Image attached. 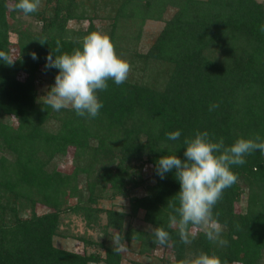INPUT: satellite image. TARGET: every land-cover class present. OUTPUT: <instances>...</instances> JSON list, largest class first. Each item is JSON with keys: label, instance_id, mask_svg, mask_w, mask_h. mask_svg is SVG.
<instances>
[{"label": "trees", "instance_id": "1", "mask_svg": "<svg viewBox=\"0 0 264 264\" xmlns=\"http://www.w3.org/2000/svg\"><path fill=\"white\" fill-rule=\"evenodd\" d=\"M15 2L0 0V51L14 59L11 65L0 60V264H119L120 253L103 240L94 242L104 251L99 258L55 247L52 238L60 213L78 214L88 226H98L101 208L94 204L105 192L126 196L142 184V159L153 183L128 201L130 214L141 210L148 228H123L124 213L106 209L103 232L115 229L122 241H137L139 255L162 249V264H183L201 252L226 264H264V153L254 151L243 165L230 166L238 180L213 208L226 246L210 242L200 229L190 244L180 241L169 227L175 214L169 205L178 206L175 169L163 179L155 170L161 156L183 160V141L197 131H207L214 140L223 137L225 146L239 138L264 140L262 3L41 0L38 10L26 16L12 10ZM22 17L31 18L35 28ZM83 20L85 27L68 26ZM147 20L162 26L145 51H138ZM93 31L108 35L117 55L129 62L128 78L120 85L109 80L97 93L103 106L95 118L80 117L71 108L55 111L36 87L40 75L48 77L50 87L58 73L45 67L46 56L72 53ZM9 32L16 36L14 43ZM213 105L218 107L210 111ZM177 130L180 138L169 140L167 134ZM68 150L73 167L62 173L54 159ZM242 194L244 209L235 211ZM69 198L75 202L68 204ZM37 205L46 210L36 213ZM155 227L169 232L167 245L154 242Z\"/></svg>", "mask_w": 264, "mask_h": 264}, {"label": "clouds", "instance_id": "2", "mask_svg": "<svg viewBox=\"0 0 264 264\" xmlns=\"http://www.w3.org/2000/svg\"><path fill=\"white\" fill-rule=\"evenodd\" d=\"M41 0H17L12 10L24 15L35 13ZM260 30L264 32V25ZM41 44L45 43L39 41ZM81 48L72 53H62L53 58L46 56V68L58 69L54 84L50 86L44 102L53 110L71 108L80 117L95 118L99 115L102 103L97 93L108 87V81L116 85L126 82L131 65L117 55L110 37L102 32L93 31L82 38ZM59 51V45H57ZM37 59L36 53H31ZM0 60L11 65L14 62L6 53L0 51ZM218 105L210 107V111ZM179 130L167 134L169 140H178ZM184 159L176 155L161 156L156 162L157 175L163 179L165 174L175 169L179 182L176 193L178 206L170 204L174 215L169 216V227L175 228L180 241L190 244L196 238L195 230H203L206 238L219 246H226L227 241L221 238L223 226L213 215V208L221 200L225 189L238 180L231 170V165H243L244 157L254 151L264 153V140L237 139L231 146H225L223 137L214 140L207 131H197L192 138H185ZM157 245H167L171 239L168 231L155 227L152 230ZM113 250L119 253L125 247L119 232L112 237ZM183 264H226L215 254L201 252Z\"/></svg>", "mask_w": 264, "mask_h": 264}, {"label": "rangeland", "instance_id": "3", "mask_svg": "<svg viewBox=\"0 0 264 264\" xmlns=\"http://www.w3.org/2000/svg\"><path fill=\"white\" fill-rule=\"evenodd\" d=\"M262 3L264 6V0H257ZM23 22L29 24L31 28H35V22L29 17H22ZM87 24L86 20L81 22L69 21V27H85ZM162 23L159 21H145L141 29V34L139 41L137 43L136 49L138 51H145L149 46L151 41L159 32ZM9 41L15 42V34L9 32ZM15 48L12 46L11 55H15ZM21 76V75H20ZM54 83L50 84L52 86ZM36 87L39 90V95L41 98H44L47 91L49 90V81L48 77L45 75H40L38 80H36ZM142 159L139 162V165H142L140 168V177L142 184L131 188L128 190L126 196H109V192L101 194V198L97 200L94 206L101 208L99 213V225L98 226H88L85 224L84 219L74 213H60L58 218V230L57 234L53 236L52 243L55 247L62 249L73 250V251H82L85 253H95L99 258H102L104 255L103 249L94 244V242L104 241L105 243L112 244V237L117 230L108 229L107 232H103L102 225L105 222V213L103 212L106 209H114L124 213L122 219V226L125 228L127 225L133 228H139L146 230L148 225L142 220V211L137 210V212L132 215L130 214L129 208V196H141L145 193V186L153 183V178L150 176V168L148 164H144ZM53 165L62 173H70L72 169L71 163V153L68 150L67 155L60 156L54 159ZM78 184L82 185L84 179L82 175H78L77 178ZM68 204L75 202L73 198L67 199ZM245 206V194H242L238 202L234 203L235 211L243 210ZM46 209L41 205H37L35 208L36 213L44 212ZM61 233V234H60ZM90 240L91 244L86 245L85 241ZM125 247L121 250L120 253V262L119 264H162L160 257L165 256L166 252H163L162 249H156L151 256L139 255L137 252L138 242L131 240L126 242L123 240ZM88 264H105L102 261H97L96 263L90 262Z\"/></svg>", "mask_w": 264, "mask_h": 264}]
</instances>
